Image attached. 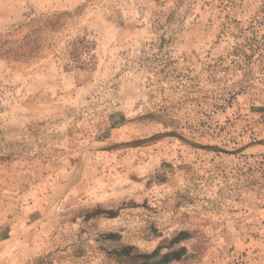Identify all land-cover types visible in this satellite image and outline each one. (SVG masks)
Here are the masks:
<instances>
[{
	"label": "rangeland",
	"instance_id": "obj_1",
	"mask_svg": "<svg viewBox=\"0 0 264 264\" xmlns=\"http://www.w3.org/2000/svg\"><path fill=\"white\" fill-rule=\"evenodd\" d=\"M0 264H264V0H0Z\"/></svg>",
	"mask_w": 264,
	"mask_h": 264
},
{
	"label": "trees",
	"instance_id": "obj_2",
	"mask_svg": "<svg viewBox=\"0 0 264 264\" xmlns=\"http://www.w3.org/2000/svg\"><path fill=\"white\" fill-rule=\"evenodd\" d=\"M184 252H185V250L183 248H181L178 251H175L173 253L165 255L164 256L165 262H169L171 260H174L176 258H179V257L183 256Z\"/></svg>",
	"mask_w": 264,
	"mask_h": 264
}]
</instances>
